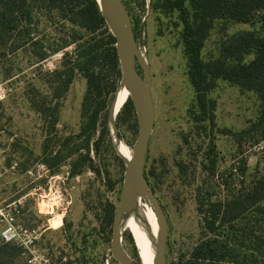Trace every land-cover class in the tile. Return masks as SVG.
I'll return each instance as SVG.
<instances>
[{
    "label": "rangeland",
    "instance_id": "374dc122",
    "mask_svg": "<svg viewBox=\"0 0 264 264\" xmlns=\"http://www.w3.org/2000/svg\"><path fill=\"white\" fill-rule=\"evenodd\" d=\"M123 2L151 68L155 126L145 173L168 217L169 264L194 262L195 249L208 243L227 248L221 264H237L233 262L235 252L240 254L238 264H264V220L256 212L247 213L233 227L217 223L215 235L204 223L212 205L224 204L238 190L249 188L264 169V156L252 151L264 137L260 129H253L260 116L258 97L218 79L208 93L215 103L212 116L199 120L202 114L188 77L180 12L164 9L163 0ZM31 4L32 24L20 23L2 43L0 182L5 187L0 195L10 202L26 198L23 210L28 226L45 231L39 247L57 264H118L110 246L126 158L117 143L133 155L139 117L132 104L126 106L130 98L114 119L111 116L122 86L106 61L107 36L113 33L107 23L95 31L91 23H83L86 0H36ZM184 6L193 22L195 3L184 0ZM261 26L259 19L249 23L215 19L206 31L202 59H220L233 36L246 31L261 35ZM28 35L38 45L26 43ZM83 50L88 51V66L100 78L101 92L89 93L85 74L77 72L67 92L59 96L55 72ZM40 51L52 55L39 61L36 54ZM254 57L246 55L244 62ZM87 95L89 106L99 108L97 127L91 133H83ZM79 154L89 159L72 176L71 165ZM55 158L58 165L51 167ZM243 164L242 184L233 174ZM130 236L123 233V248L138 264Z\"/></svg>",
    "mask_w": 264,
    "mask_h": 264
},
{
    "label": "trees",
    "instance_id": "16d2710c",
    "mask_svg": "<svg viewBox=\"0 0 264 264\" xmlns=\"http://www.w3.org/2000/svg\"><path fill=\"white\" fill-rule=\"evenodd\" d=\"M36 0H0V59L4 58L2 53L3 44L7 42V36L15 31L20 23L26 21L32 24V13L34 7L31 2ZM55 3L57 0H44ZM195 3V14L193 22L188 10L184 6V0H163V8L167 10H178L183 23L182 43L188 62V77L196 92L197 108L202 116L199 120H205L212 116L215 103L210 101L208 93L212 84L223 79L238 86L242 91L256 94L260 102L259 118L253 124V129H260L264 136V0H192ZM87 7L81 13L83 23L92 24V30L105 27L106 22L100 11L97 0H86ZM217 18H226L233 22L249 23L259 19L262 34L255 31H246L233 36L224 46L223 55L220 59L205 62L201 51L204 47L206 31L211 28ZM86 27V26H83ZM32 31L31 29H29ZM27 31V34H30ZM28 35V36H29ZM26 43L33 46L38 45L34 38L29 36ZM108 47L106 49V61L117 78L122 80L120 62L116 50V39L112 34L107 36ZM69 46V44H67ZM19 46L18 48H20ZM254 54L255 57L249 62H244L245 56ZM50 54L44 51L36 54L39 61L47 59ZM87 50L76 52L73 58L63 62L61 71L55 72L59 82V96L67 92L77 72H83L87 78L89 93L101 92L99 76L92 70L86 59ZM66 58V57H65ZM58 95V94H57ZM85 97L83 103V115L86 119L83 133H90L96 129L98 123L99 108L91 107ZM133 104L127 102L126 106ZM264 138V137H263ZM261 138V139H263ZM89 140V139H88ZM88 144V141H87ZM89 159L88 155H80L71 165V174L75 175ZM51 167L58 165L55 158ZM243 168L234 172L235 180L240 179L244 183ZM242 178V179H241ZM230 201L224 204L212 205L204 217L205 229L215 235L220 225L233 227L243 220L247 213L256 212L264 220V169L258 174L252 185L247 189L237 191ZM259 219V218H258ZM217 223H221L217 225ZM131 237V236H130ZM132 239V237H131ZM11 246V247H9ZM0 249V264H9L10 260L22 254L21 250L13 245H3ZM228 253L226 247L212 246L211 243L202 244L194 251V262L186 264H221ZM239 252L234 253V263H239Z\"/></svg>",
    "mask_w": 264,
    "mask_h": 264
},
{
    "label": "water",
    "instance_id": "95a60500",
    "mask_svg": "<svg viewBox=\"0 0 264 264\" xmlns=\"http://www.w3.org/2000/svg\"><path fill=\"white\" fill-rule=\"evenodd\" d=\"M97 2L103 18L116 39L122 85L128 88L130 99L139 117V136L133 148V155L128 161L126 160L121 198L113 219L110 252L118 264H133L123 248L120 222L131 200L138 195L152 207L156 215L158 233L154 264H169L166 256L168 217L145 173L150 137L155 126L151 68L141 54L133 22L123 0H97Z\"/></svg>",
    "mask_w": 264,
    "mask_h": 264
},
{
    "label": "bare ground",
    "instance_id": "6f19581e",
    "mask_svg": "<svg viewBox=\"0 0 264 264\" xmlns=\"http://www.w3.org/2000/svg\"><path fill=\"white\" fill-rule=\"evenodd\" d=\"M145 60L149 64L146 58ZM129 98L130 93L128 88L125 85H122L118 89L112 105L111 116L113 119L117 116L120 109ZM117 146L120 147L128 161L131 158L130 151H128L127 147L121 143H117ZM141 200L142 198L138 195L133 197L122 215L120 229L122 234L129 232L132 235L137 250L138 264H154L158 233L156 215L152 207L144 201L141 202Z\"/></svg>",
    "mask_w": 264,
    "mask_h": 264
},
{
    "label": "built area",
    "instance_id": "2783aa9c",
    "mask_svg": "<svg viewBox=\"0 0 264 264\" xmlns=\"http://www.w3.org/2000/svg\"><path fill=\"white\" fill-rule=\"evenodd\" d=\"M252 151L264 156V138L253 146ZM23 209V203L19 200L0 201V245L19 248L27 264H57L48 251L39 247L45 231L40 227H29L22 221L25 214Z\"/></svg>",
    "mask_w": 264,
    "mask_h": 264
},
{
    "label": "crops",
    "instance_id": "0c3cea01",
    "mask_svg": "<svg viewBox=\"0 0 264 264\" xmlns=\"http://www.w3.org/2000/svg\"><path fill=\"white\" fill-rule=\"evenodd\" d=\"M1 180V178H0ZM4 184H2V182H0V191L2 190V188L4 189ZM9 198H5L4 197V194L0 195V201H4V202H10V200H8ZM26 198L25 197H21L20 199H18L19 201H21L23 204H24V207H25V200ZM17 201V200H15ZM26 214H24L23 216V219L22 221L24 222V224L28 225L27 221H26ZM0 230H1V226H0ZM11 247V246H9ZM1 248H5L3 247V245H0V249ZM9 264H27V261H26V258L24 256H22V254H18L17 256H15L14 258H12L10 260V263Z\"/></svg>",
    "mask_w": 264,
    "mask_h": 264
}]
</instances>
